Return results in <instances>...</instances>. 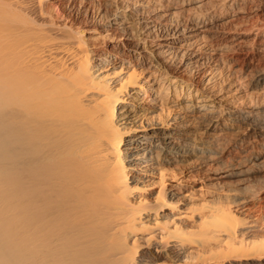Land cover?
Instances as JSON below:
<instances>
[{"label":"bare ground","instance_id":"obj_1","mask_svg":"<svg viewBox=\"0 0 264 264\" xmlns=\"http://www.w3.org/2000/svg\"><path fill=\"white\" fill-rule=\"evenodd\" d=\"M178 3L0 0V264H264L259 30Z\"/></svg>","mask_w":264,"mask_h":264},{"label":"rangeland","instance_id":"obj_2","mask_svg":"<svg viewBox=\"0 0 264 264\" xmlns=\"http://www.w3.org/2000/svg\"><path fill=\"white\" fill-rule=\"evenodd\" d=\"M135 1H137L138 4L142 3V5L138 7L141 9V11L148 9L151 10L153 7H155V5L160 6L161 4H163L164 8L168 3L169 5H167L164 10L168 9L171 12L173 11V9L180 10L179 13L177 12L179 18L182 19L183 22H191L190 15L187 11V8H189V6H180V3H178L179 0ZM190 1L194 3L195 0ZM197 1H201L202 9L206 10L204 15L206 14L205 16L207 17V21L209 22V27L212 28V31H215L216 34L219 35V37L213 42L216 43V46L219 45V51L220 49H222L223 52L225 51L226 55L224 56H232L233 53L237 51L236 57H242V55L246 53V51L250 50V41H252V39L254 38V33H257V30H259V34L258 36H256V42L259 43V45L254 46V50L252 51V53L255 56L256 60L259 59L257 61L255 60V63H259V70L261 71V68H264V35L262 33V31L264 30V0H234V2L233 0ZM195 21L196 19L194 20V22ZM102 25L103 24L101 22L99 26V29H102L101 31L107 29V27L105 26V22L104 26ZM107 37L108 38H106V40L102 44H100V46L104 49L111 50L114 49V47H116L117 45H121L122 43V41L119 40L120 38L118 37V35H115L114 33L108 34ZM237 65L236 62H233L232 65L230 64V68L228 69L231 70L232 67H235L233 68V70H236L235 76L230 77L229 79L224 77L220 79L217 78L216 81H219V86L223 87L231 81L232 84L237 85L238 82L235 83V79L237 78L236 76L238 74H242V71L238 70L239 67ZM246 78L242 79L243 81H240H242V83L248 82L250 77L247 79ZM240 81L239 83H241ZM235 85H232L230 89L234 88L233 86Z\"/></svg>","mask_w":264,"mask_h":264}]
</instances>
